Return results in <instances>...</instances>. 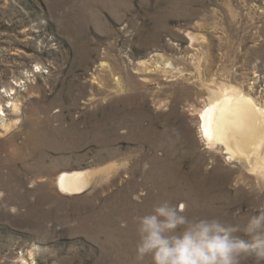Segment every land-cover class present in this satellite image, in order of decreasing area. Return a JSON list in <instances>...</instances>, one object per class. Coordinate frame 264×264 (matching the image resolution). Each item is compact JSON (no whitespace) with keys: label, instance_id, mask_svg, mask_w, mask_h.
I'll return each mask as SVG.
<instances>
[{"label":"rangeland","instance_id":"rangeland-1","mask_svg":"<svg viewBox=\"0 0 264 264\" xmlns=\"http://www.w3.org/2000/svg\"><path fill=\"white\" fill-rule=\"evenodd\" d=\"M211 81L264 102V0H0V264H136L134 217L164 200L241 224L264 208L200 140ZM60 170L97 177L66 197Z\"/></svg>","mask_w":264,"mask_h":264},{"label":"clouds","instance_id":"clouds-1","mask_svg":"<svg viewBox=\"0 0 264 264\" xmlns=\"http://www.w3.org/2000/svg\"><path fill=\"white\" fill-rule=\"evenodd\" d=\"M164 200L134 217L136 264H264V208L241 224L214 216L192 217Z\"/></svg>","mask_w":264,"mask_h":264},{"label":"bare ground","instance_id":"bare-ground-1","mask_svg":"<svg viewBox=\"0 0 264 264\" xmlns=\"http://www.w3.org/2000/svg\"><path fill=\"white\" fill-rule=\"evenodd\" d=\"M188 37L191 42L199 40L190 33ZM201 87L203 105L197 111V121L205 149L221 151L227 165L247 170L257 185L264 186V102L228 83L211 81L202 83ZM17 108L15 104L14 110ZM1 114L0 138L9 135L15 127L12 121L1 118ZM95 174L93 170H60L52 177L50 187L56 194L75 197L89 190Z\"/></svg>","mask_w":264,"mask_h":264}]
</instances>
